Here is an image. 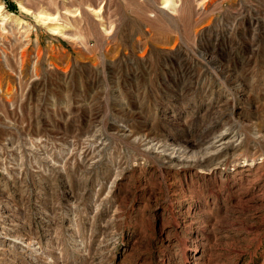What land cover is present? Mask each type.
Instances as JSON below:
<instances>
[{
    "label": "rangeland",
    "instance_id": "rangeland-1",
    "mask_svg": "<svg viewBox=\"0 0 264 264\" xmlns=\"http://www.w3.org/2000/svg\"><path fill=\"white\" fill-rule=\"evenodd\" d=\"M0 6V264H264V0Z\"/></svg>",
    "mask_w": 264,
    "mask_h": 264
},
{
    "label": "bare ground",
    "instance_id": "bare-ground-1",
    "mask_svg": "<svg viewBox=\"0 0 264 264\" xmlns=\"http://www.w3.org/2000/svg\"><path fill=\"white\" fill-rule=\"evenodd\" d=\"M172 0H164V4H169ZM22 8V7H21ZM0 10H1V6H0ZM98 12V11H97ZM38 15V14H36ZM2 16V20H6L9 18L8 14H5V15H1ZM39 17V16H38ZM48 18V17H47ZM43 19V18H42ZM20 22V21H19ZM19 24V23H18ZM54 33H57V34H61V35H67L65 30L59 26H55V27H51L50 28ZM70 35V34H69ZM68 37H71V36H68ZM73 38V37H72Z\"/></svg>",
    "mask_w": 264,
    "mask_h": 264
}]
</instances>
